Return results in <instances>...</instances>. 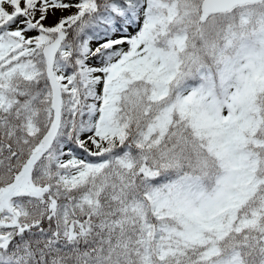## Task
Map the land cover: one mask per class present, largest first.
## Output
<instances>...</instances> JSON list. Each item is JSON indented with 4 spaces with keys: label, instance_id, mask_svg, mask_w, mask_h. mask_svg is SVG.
<instances>
[{
    "label": "snow or ice",
    "instance_id": "6c2138e0",
    "mask_svg": "<svg viewBox=\"0 0 264 264\" xmlns=\"http://www.w3.org/2000/svg\"><path fill=\"white\" fill-rule=\"evenodd\" d=\"M0 264H264V0H0Z\"/></svg>",
    "mask_w": 264,
    "mask_h": 264
}]
</instances>
